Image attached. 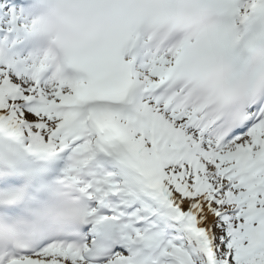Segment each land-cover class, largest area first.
Instances as JSON below:
<instances>
[{"label": "snow or ice", "instance_id": "obj_1", "mask_svg": "<svg viewBox=\"0 0 264 264\" xmlns=\"http://www.w3.org/2000/svg\"><path fill=\"white\" fill-rule=\"evenodd\" d=\"M0 264H264V0H0Z\"/></svg>", "mask_w": 264, "mask_h": 264}]
</instances>
